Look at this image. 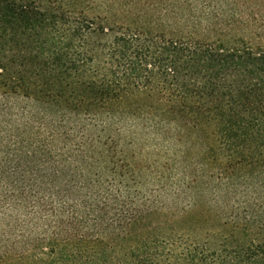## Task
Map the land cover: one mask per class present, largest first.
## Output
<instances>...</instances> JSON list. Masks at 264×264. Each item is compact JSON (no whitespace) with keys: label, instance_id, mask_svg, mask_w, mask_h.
<instances>
[{"label":"trees","instance_id":"trees-1","mask_svg":"<svg viewBox=\"0 0 264 264\" xmlns=\"http://www.w3.org/2000/svg\"><path fill=\"white\" fill-rule=\"evenodd\" d=\"M232 1L0 0V264H264V49L223 43Z\"/></svg>","mask_w":264,"mask_h":264},{"label":"rangeland","instance_id":"rangeland-1","mask_svg":"<svg viewBox=\"0 0 264 264\" xmlns=\"http://www.w3.org/2000/svg\"><path fill=\"white\" fill-rule=\"evenodd\" d=\"M233 14L235 19L231 22L233 31L222 37L223 43L232 48L240 46V42L247 43L255 48L264 49V0H233ZM196 39L214 41L219 37L197 31ZM252 238L264 241V233H254Z\"/></svg>","mask_w":264,"mask_h":264}]
</instances>
